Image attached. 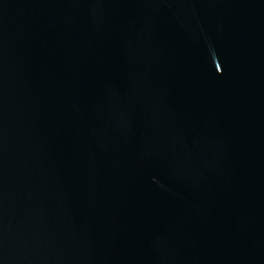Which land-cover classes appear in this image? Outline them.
Returning a JSON list of instances; mask_svg holds the SVG:
<instances>
[{"label": "water", "instance_id": "obj_1", "mask_svg": "<svg viewBox=\"0 0 264 264\" xmlns=\"http://www.w3.org/2000/svg\"><path fill=\"white\" fill-rule=\"evenodd\" d=\"M0 264H264V0H0Z\"/></svg>", "mask_w": 264, "mask_h": 264}]
</instances>
